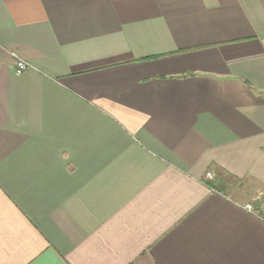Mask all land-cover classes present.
Wrapping results in <instances>:
<instances>
[{
  "label": "crops",
  "instance_id": "obj_1",
  "mask_svg": "<svg viewBox=\"0 0 264 264\" xmlns=\"http://www.w3.org/2000/svg\"><path fill=\"white\" fill-rule=\"evenodd\" d=\"M0 264H264V0H0Z\"/></svg>",
  "mask_w": 264,
  "mask_h": 264
},
{
  "label": "built area",
  "instance_id": "obj_2",
  "mask_svg": "<svg viewBox=\"0 0 264 264\" xmlns=\"http://www.w3.org/2000/svg\"><path fill=\"white\" fill-rule=\"evenodd\" d=\"M11 55L15 60V67H14L15 74L18 76L23 75L28 70L29 63L21 59L17 53L13 52ZM245 209L250 213L253 212V208L251 205L246 206Z\"/></svg>",
  "mask_w": 264,
  "mask_h": 264
}]
</instances>
